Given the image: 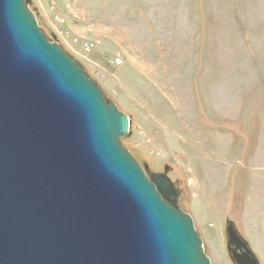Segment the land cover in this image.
<instances>
[{"label":"rangeland","instance_id":"374dc122","mask_svg":"<svg viewBox=\"0 0 264 264\" xmlns=\"http://www.w3.org/2000/svg\"><path fill=\"white\" fill-rule=\"evenodd\" d=\"M25 3L128 117L120 143L172 183L210 264H232L227 221L264 264V0Z\"/></svg>","mask_w":264,"mask_h":264},{"label":"water","instance_id":"95a60500","mask_svg":"<svg viewBox=\"0 0 264 264\" xmlns=\"http://www.w3.org/2000/svg\"><path fill=\"white\" fill-rule=\"evenodd\" d=\"M128 133L25 0H0V264H210L172 183L120 143ZM226 237L233 264H258L231 224Z\"/></svg>","mask_w":264,"mask_h":264},{"label":"flooded vegetation","instance_id":"af4514ba","mask_svg":"<svg viewBox=\"0 0 264 264\" xmlns=\"http://www.w3.org/2000/svg\"><path fill=\"white\" fill-rule=\"evenodd\" d=\"M229 224H231V225L233 226V228H234L236 234H237V235L239 236V238L242 240L243 244H245L246 248L250 251V253H251L250 256H253V257L257 260L258 264H260L259 261H258V259H257V257H255L254 254L252 253V251L250 250L251 248H250V245H249L248 241L246 240V238L240 236V234L237 232V230H236L234 224L231 223V222H228V221H227V223H226V225H225V249H226L227 256H228V258L230 259L231 263H232L231 254H232L234 251H236V249H235V247L233 246L232 243H229L228 238L226 237V228L228 227ZM252 228H254L255 233L258 235V234H259V228H260V227H259L258 225H256V224H254V225H252ZM259 235H260V234H259ZM237 252H241V253H242L243 251H241V250H237Z\"/></svg>","mask_w":264,"mask_h":264},{"label":"crops","instance_id":"0c3cea01","mask_svg":"<svg viewBox=\"0 0 264 264\" xmlns=\"http://www.w3.org/2000/svg\"><path fill=\"white\" fill-rule=\"evenodd\" d=\"M258 235H259V234H258ZM260 235H261V234H260ZM260 235H259V236H260Z\"/></svg>","mask_w":264,"mask_h":264},{"label":"bare ground","instance_id":"6f19581e","mask_svg":"<svg viewBox=\"0 0 264 264\" xmlns=\"http://www.w3.org/2000/svg\"><path fill=\"white\" fill-rule=\"evenodd\" d=\"M36 19V18H35ZM145 173V172H144Z\"/></svg>","mask_w":264,"mask_h":264}]
</instances>
